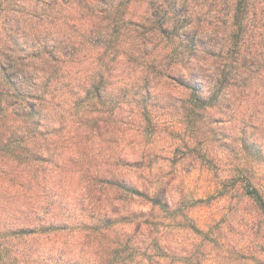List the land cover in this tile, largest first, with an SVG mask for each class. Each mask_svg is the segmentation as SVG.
Here are the masks:
<instances>
[{"label":"clouds","instance_id":"1","mask_svg":"<svg viewBox=\"0 0 264 264\" xmlns=\"http://www.w3.org/2000/svg\"><path fill=\"white\" fill-rule=\"evenodd\" d=\"M0 264H264V0H0Z\"/></svg>","mask_w":264,"mask_h":264}]
</instances>
